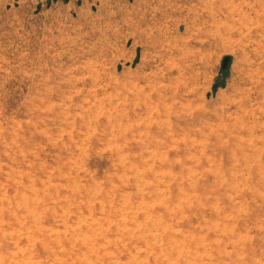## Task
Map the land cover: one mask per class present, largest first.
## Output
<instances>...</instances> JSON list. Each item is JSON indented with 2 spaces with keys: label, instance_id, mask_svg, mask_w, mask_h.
I'll list each match as a JSON object with an SVG mask.
<instances>
[{
  "label": "rangeland",
  "instance_id": "obj_1",
  "mask_svg": "<svg viewBox=\"0 0 264 264\" xmlns=\"http://www.w3.org/2000/svg\"><path fill=\"white\" fill-rule=\"evenodd\" d=\"M96 4L0 3V264H264V0Z\"/></svg>",
  "mask_w": 264,
  "mask_h": 264
},
{
  "label": "crops",
  "instance_id": "obj_2",
  "mask_svg": "<svg viewBox=\"0 0 264 264\" xmlns=\"http://www.w3.org/2000/svg\"><path fill=\"white\" fill-rule=\"evenodd\" d=\"M68 1H70V5L72 8H74V9L78 8L77 5H78V3H80L78 6L84 8L88 12V11L93 10L94 6L97 5L96 4L97 2H100V4H102L103 1L107 2L108 0H68ZM61 2H63V0H61ZM0 3H4V0H0ZM138 48H139L138 42L130 44L128 51H129L130 55H132V57L137 56V49Z\"/></svg>",
  "mask_w": 264,
  "mask_h": 264
},
{
  "label": "water",
  "instance_id": "obj_3",
  "mask_svg": "<svg viewBox=\"0 0 264 264\" xmlns=\"http://www.w3.org/2000/svg\"><path fill=\"white\" fill-rule=\"evenodd\" d=\"M228 62H229V57L228 56H226L225 58L222 59L223 68L227 67Z\"/></svg>",
  "mask_w": 264,
  "mask_h": 264
}]
</instances>
